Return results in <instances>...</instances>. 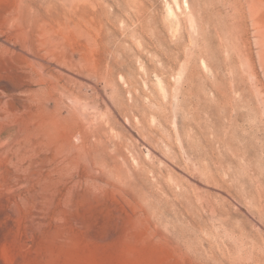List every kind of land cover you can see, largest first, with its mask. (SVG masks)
<instances>
[{
  "label": "rangeland",
  "instance_id": "obj_1",
  "mask_svg": "<svg viewBox=\"0 0 264 264\" xmlns=\"http://www.w3.org/2000/svg\"><path fill=\"white\" fill-rule=\"evenodd\" d=\"M0 264H264V0H0Z\"/></svg>",
  "mask_w": 264,
  "mask_h": 264
}]
</instances>
